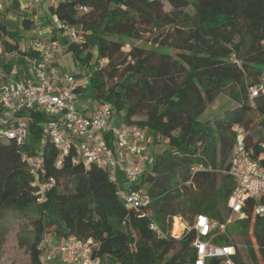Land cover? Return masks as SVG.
I'll return each mask as SVG.
<instances>
[{"label":"trees","instance_id":"obj_1","mask_svg":"<svg viewBox=\"0 0 264 264\" xmlns=\"http://www.w3.org/2000/svg\"><path fill=\"white\" fill-rule=\"evenodd\" d=\"M79 6L88 12L76 18ZM52 14L82 23L94 37L95 59L86 43L73 54L87 79V95L96 105L111 104L124 113L127 125L147 133L155 156L139 186H146L152 201L143 214L127 211L104 171L84 169L69 157L55 167L57 150L45 136L44 116L31 111L20 114L29 130L22 146L0 137V221L11 211L32 213L28 264H44L37 245L45 235L57 242L69 236L91 239L103 264H193L194 236L172 237L173 220L190 225L204 215L223 223L228 216L232 183L223 171L235 140L230 127L241 125L245 148L256 159L264 156V97L249 101L247 94L264 67V0H69L50 9ZM29 24L24 17L22 25ZM4 35L0 22L4 52L37 59L36 53H21ZM134 41L152 47H134ZM126 43L130 50L124 53ZM100 60L106 61L104 67L97 66ZM226 90L236 107L212 121H199L207 105ZM256 128L263 132L255 134ZM37 149L41 180L55 181L41 204L22 159V153L31 156ZM193 167L202 170L192 173ZM219 172L223 178L217 185ZM252 206L247 203L245 217H234L227 232L246 239L251 259L264 264V217L254 215ZM220 207L226 209L225 217ZM151 220L164 237L149 230Z\"/></svg>","mask_w":264,"mask_h":264},{"label":"built area","instance_id":"obj_2","mask_svg":"<svg viewBox=\"0 0 264 264\" xmlns=\"http://www.w3.org/2000/svg\"><path fill=\"white\" fill-rule=\"evenodd\" d=\"M9 1L0 0V11ZM20 1L31 5L45 2L55 11L69 0ZM87 12L86 6L77 7L76 18ZM51 24L62 37L69 39L70 44H85L86 30L82 23L70 24L52 14ZM31 47L38 59L33 69L34 79L17 80L9 89L0 92V109L5 112L0 119V137L12 139L22 146L29 130L28 122L20 114L40 112L44 116L45 136L57 150L55 167H61L69 157L72 164L82 165L84 169L94 166L104 171L108 180L115 185L116 195L124 208L143 214L152 201L148 191L139 186L150 160L146 132L136 126L112 124L113 107L109 103L100 104L90 116L77 110L75 76L60 73L51 65L54 58L64 54L66 43L36 39L32 41ZM82 86L86 88L87 79ZM247 94L249 101L264 97V67L258 81L248 87ZM230 131L234 133L235 140L228 166L223 171L232 183L226 204L229 214L223 223L198 215L192 224L180 232L181 236L189 233L194 236L191 244L195 255L193 264H207L209 260H217L220 264H242L238 247L227 233L228 225L234 217L238 220L245 217L248 202L253 203L254 215L264 217V156L256 159L245 148V131L241 125L231 126ZM40 156L39 149L31 156L22 153V159L28 163L33 178L31 187L36 189L35 201L39 204L45 202L46 194L55 184L53 178L41 180L43 164ZM200 170L201 167H193L191 172ZM148 226L156 237H164L154 221L151 220ZM95 247L91 239L81 241L69 236L63 242H57L45 235L39 241L37 250L39 261L44 264L53 262L55 256L61 264H103V259L94 255Z\"/></svg>","mask_w":264,"mask_h":264},{"label":"crops","instance_id":"obj_3","mask_svg":"<svg viewBox=\"0 0 264 264\" xmlns=\"http://www.w3.org/2000/svg\"><path fill=\"white\" fill-rule=\"evenodd\" d=\"M26 18L30 24L25 28L22 25L23 18ZM0 22L4 26L5 35L4 38L11 44H17L21 53L33 52L31 43L33 40H41L44 42L58 41L62 44H67L66 51L62 56L54 58L52 66L55 67L60 73H69L78 79L79 74L70 72L68 69L70 66H74L76 62L73 60V54H77L80 50V46L70 44L68 38H64L61 34L52 26L50 8L43 2L39 5H31L23 3L20 0H10L0 11ZM85 43L89 47L93 56H96V46L94 37L87 32L85 35ZM37 59L34 56H26L18 53H6L3 51L0 44V92L4 89H9L13 82L17 80H33L34 68L36 66ZM77 70L81 72L80 66L76 63ZM86 78H84L85 80ZM77 86L75 95V104L80 102L81 98H84L83 92L85 88L82 86L83 82ZM88 98L90 96L87 95ZM90 100H92L90 98ZM99 105H96L91 101L89 106H82L77 108L85 115H92L95 109ZM0 111H2L0 109ZM5 115V112L0 113V119ZM112 124L122 126L126 122L124 120L123 112H116L113 109V116L111 120ZM150 141V139L148 140ZM150 143V142H148ZM149 149V163L154 159L155 153L151 147ZM126 188V186H125ZM58 258V257H57ZM61 264L60 259H57ZM113 262V261H111Z\"/></svg>","mask_w":264,"mask_h":264},{"label":"rangeland","instance_id":"obj_4","mask_svg":"<svg viewBox=\"0 0 264 264\" xmlns=\"http://www.w3.org/2000/svg\"><path fill=\"white\" fill-rule=\"evenodd\" d=\"M163 8L165 11H169L170 7L167 3H164ZM134 47L149 49L152 46L143 41L132 42ZM130 50V44H127L122 48L124 53ZM162 52H169L168 49H162ZM169 53L174 55L176 51L171 50ZM95 59V56H94ZM106 65L105 60H100L97 62L98 67H104ZM93 66L90 68V70ZM70 72L79 74L78 79H76L77 86L82 83L85 76L77 70L76 66H70L68 69ZM82 72V71H81ZM84 98L80 99L78 104H75L76 108H81L83 105L89 106L91 104L90 98L87 97V91L83 92ZM93 102V101H92ZM236 107V103L233 102L227 95V90L219 94L215 100L207 105L205 111L198 118L199 121H212L213 119L219 117L225 110L233 109ZM263 132L262 129L256 128L254 130L255 134ZM147 134V133H146ZM223 178V173H218L217 185L221 184ZM146 189L145 185L141 186ZM223 208V207H222ZM221 209V207L219 208ZM222 215L225 217L226 209H221ZM33 215L30 212H8L3 219L0 221V264H28L29 263V253L28 247L31 243V219ZM227 218V217H226ZM232 222L228 225L230 227ZM187 224L179 218L173 220L172 224V235L174 238H179L181 236L180 232L184 230ZM228 233V232H227ZM179 234V236H178ZM233 244L238 247V256L242 264H256L247 251V246L245 244L246 239L240 237L237 234H228ZM57 256L54 257L52 264L57 261ZM110 261V260H109Z\"/></svg>","mask_w":264,"mask_h":264}]
</instances>
